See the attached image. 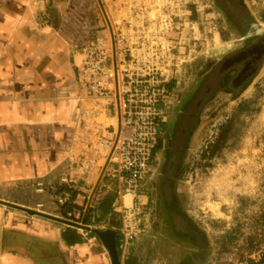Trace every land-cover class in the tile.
I'll use <instances>...</instances> for the list:
<instances>
[{
  "label": "rangeland",
  "instance_id": "rangeland-1",
  "mask_svg": "<svg viewBox=\"0 0 264 264\" xmlns=\"http://www.w3.org/2000/svg\"><path fill=\"white\" fill-rule=\"evenodd\" d=\"M233 1L246 12L247 21L242 22L251 25L248 31L264 35V0ZM87 4L100 8L103 37L110 27L126 37L154 39L163 52L167 95L159 133L162 145L154 150L150 173L141 183L146 209L140 232L127 241L130 251L139 253L134 255L136 261L260 264L264 56L242 85L231 80L233 75L218 78L219 60L230 55L243 35L223 0H89ZM174 148L177 161L171 168ZM167 179L175 215L185 220L179 227L186 226L193 234L181 230L171 234L163 222L160 184Z\"/></svg>",
  "mask_w": 264,
  "mask_h": 264
},
{
  "label": "crops",
  "instance_id": "crops-1",
  "mask_svg": "<svg viewBox=\"0 0 264 264\" xmlns=\"http://www.w3.org/2000/svg\"><path fill=\"white\" fill-rule=\"evenodd\" d=\"M86 1L0 0V201L14 206L0 204V264H112L111 240L120 264L139 263L121 234L116 166L96 155L91 172L74 174L79 113L93 107L82 51L103 35L100 8Z\"/></svg>",
  "mask_w": 264,
  "mask_h": 264
},
{
  "label": "built area",
  "instance_id": "built-area-1",
  "mask_svg": "<svg viewBox=\"0 0 264 264\" xmlns=\"http://www.w3.org/2000/svg\"><path fill=\"white\" fill-rule=\"evenodd\" d=\"M134 27L130 26L131 32ZM122 36L109 27L104 37H95L83 48V85L93 107L79 113L82 152L73 163L75 175L91 172L96 166V155L116 166V209L121 216V234L128 241L140 232L146 209L141 183L150 173L160 127L165 121L162 104L167 80L163 52L154 39ZM100 116L112 118L114 124L105 125L99 121ZM72 179L71 175L61 182L70 185ZM127 195L131 198L129 205L124 203ZM75 196L85 206L86 195ZM70 198L64 192L58 202L63 204Z\"/></svg>",
  "mask_w": 264,
  "mask_h": 264
},
{
  "label": "flooded vegetation",
  "instance_id": "flooded-vegetation-1",
  "mask_svg": "<svg viewBox=\"0 0 264 264\" xmlns=\"http://www.w3.org/2000/svg\"><path fill=\"white\" fill-rule=\"evenodd\" d=\"M223 4L227 7L232 20L237 24L240 32H243V35L241 36V39H239L242 42L237 44L230 51V55L219 60L218 65L222 66V70L219 73L218 78L223 77L224 80H227L230 79L228 77L233 75L231 80L237 79L236 83L242 85L256 72L259 63L264 56V35H256L248 31L247 28H250L251 25L247 24V22H242L243 20L247 21L245 18V15L247 17V14L243 8L235 4L233 0H223ZM186 118H189V116H186ZM182 133L179 134L180 137L182 136ZM160 145L162 144L161 139L159 138L155 150H160L161 147H158ZM175 149L177 148H174L172 153H176V155H173V157H171V162L169 161L168 163L171 168L174 167L175 162L177 161V150ZM145 178H147V176ZM170 181V179H167L163 181V184H160L164 212L166 213V216L163 217V222H166V226L171 231V234H180V230L185 234H193L190 228L186 231V226L182 228H180L181 226L179 227V223H182L185 220H182L175 215L177 209ZM149 217L146 218V221H148ZM175 238L177 237L175 236Z\"/></svg>",
  "mask_w": 264,
  "mask_h": 264
},
{
  "label": "water",
  "instance_id": "water-1",
  "mask_svg": "<svg viewBox=\"0 0 264 264\" xmlns=\"http://www.w3.org/2000/svg\"><path fill=\"white\" fill-rule=\"evenodd\" d=\"M0 204L2 205H6V206H12L8 203H5V202H2L0 201ZM14 207V206H13ZM24 211H26L27 213L29 214H35V215H39V216H42V217H46V218H49V219H52V220H55V221H61V222H64V223H68V224H72L70 222H67V221H64V220H61V219H57L55 217H52V216H48V215H45V214H41V213H38V212H34V211H31V210H28V209H24ZM75 226H78L76 224H73ZM96 234L102 238V236L104 235H110L112 238H113V234L112 232H106V234H103L101 232H98V231H95ZM108 233V234H107ZM105 247L106 249L108 250L109 254H110V258H111V261H112V264H120L119 262V259H118V256H117V253H116V250H115V245H114V241L111 240V243L110 244H105Z\"/></svg>",
  "mask_w": 264,
  "mask_h": 264
},
{
  "label": "trees",
  "instance_id": "trees-1",
  "mask_svg": "<svg viewBox=\"0 0 264 264\" xmlns=\"http://www.w3.org/2000/svg\"><path fill=\"white\" fill-rule=\"evenodd\" d=\"M114 198H115V195L114 194H111V195H109L107 198H106V204L108 205V204H110L113 200H114ZM107 207L105 206V208H104V211H102L103 212V214H106V209ZM261 262H260V264H264V254H262V257H261Z\"/></svg>",
  "mask_w": 264,
  "mask_h": 264
},
{
  "label": "bare ground",
  "instance_id": "bare-ground-1",
  "mask_svg": "<svg viewBox=\"0 0 264 264\" xmlns=\"http://www.w3.org/2000/svg\"><path fill=\"white\" fill-rule=\"evenodd\" d=\"M130 200H131L130 196L127 195V196L124 197V203L126 205H129L130 204Z\"/></svg>",
  "mask_w": 264,
  "mask_h": 264
}]
</instances>
